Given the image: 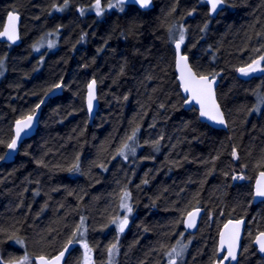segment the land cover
Instances as JSON below:
<instances>
[{"label": "trees", "instance_id": "16d2710c", "mask_svg": "<svg viewBox=\"0 0 264 264\" xmlns=\"http://www.w3.org/2000/svg\"><path fill=\"white\" fill-rule=\"evenodd\" d=\"M94 4L0 0V30L6 14L16 12L22 40L19 46L0 43V157L14 123L56 85L63 87L43 106L35 135L13 162L0 163V261L50 258L77 233L65 264L80 244L101 264L112 243L115 264H169L167 253L184 241L188 248L176 264H214L220 228L243 218L236 264H264L252 245L264 232V202L251 204L254 177L264 172V72L238 71L264 55V0H227L215 17L203 0H153L149 11L120 5L100 15L87 9ZM181 31L194 72L219 74L216 95L226 131L183 108L174 70ZM46 35L56 47L34 54L32 46ZM91 80L99 109L89 125ZM125 143L135 154L125 149L122 159ZM73 165L78 170L70 171ZM123 202L132 217L112 238V216ZM193 209L203 215L189 235L183 219Z\"/></svg>", "mask_w": 264, "mask_h": 264}, {"label": "snow or ice", "instance_id": "6c2138e0", "mask_svg": "<svg viewBox=\"0 0 264 264\" xmlns=\"http://www.w3.org/2000/svg\"><path fill=\"white\" fill-rule=\"evenodd\" d=\"M135 3L139 4L141 8H145L149 5L151 0H134ZM208 2L211 4V8L213 12L217 11L218 8L221 6H224L227 3V0H208ZM125 3V0H117L116 5L109 4V7H118L120 5H123ZM65 4H67V0H65ZM101 9L99 7V0H97V15H100ZM16 19L15 16H10L9 20L14 21ZM0 35H6L10 40H14L16 38L15 36V30L14 27L10 33L9 29H5L3 33H0ZM184 42V32H180V38L179 41L176 42L175 47L177 50V67L180 70V80H181V86L183 87L184 91L187 93L191 94V99L195 100L196 103L200 104V115L202 117H208L209 119L215 121L216 123L219 124H224V117L223 114L220 111L219 105L215 101L214 97V90H213V85L216 80V76L219 75L218 73L215 74H208V75H197L196 72L193 71L191 67H189L187 63V57L181 54V44ZM52 45L49 44V47ZM258 51V49H257ZM264 61V55H261L259 59L253 60L252 63H250L247 67L245 68H240L238 71L247 76L252 72L256 71H261L264 72V67H261V62ZM3 66V62L0 61V67ZM2 74V73H0ZM94 86H95V81L89 84V96H88V107L89 110L91 111L92 106H93V100L95 99L94 95ZM55 87L59 88L61 85H56ZM127 97H125L126 99ZM43 102V101H42ZM185 103L188 104L190 103V100H185ZM37 108L40 107V105L36 106ZM163 107V105H162ZM35 118V110L33 112L26 116L25 118L21 120L16 121V127H15V135L12 138L11 142L7 144V148L9 152H15L17 150L18 146V141L21 140L22 134H27L28 131L32 128L33 126V120ZM139 129H135L133 131V134L129 136L127 139L128 140H133L136 134V131ZM156 144H159V141L156 142ZM129 149V145L125 143L122 148L119 151V155H124V150ZM132 154H135V148H130L129 149ZM158 150V148H157ZM233 157L236 158V152L235 150L233 151ZM126 158V157H125ZM0 159H4V157H0ZM71 170H78V165H73V169ZM261 176L264 177V172L261 173ZM244 177H233V179H243ZM147 183V181H144ZM255 195L259 197H264V183H261L260 181L257 182V187L255 191ZM128 196V193H125V197ZM124 208H127L128 212H131V208L127 204H122L121 205ZM199 209H197V212ZM197 212H190L188 214V219L186 222V227L192 228L195 226V220H196V215ZM115 222V221H113ZM128 223V218L127 216L124 217V219L119 223L118 228L119 231L123 232L124 227ZM240 221H237L235 225L232 226V231L228 232L227 234L225 232H221V240H220V246L223 248L225 244H227V255L223 257V260H228L236 259V253H235V248H236V241L239 238V226H240ZM81 226H77V231L79 232V228ZM229 228V225H225V229L227 230ZM77 233H73V238L69 239L68 244L65 245V251L68 250V246L74 243V238ZM80 235H83L82 232H79ZM18 243H22V241H19L17 239ZM257 243L259 244L260 248L259 250L261 252H264V233L260 234V237L257 238ZM85 249L90 251L88 249L87 244L84 245ZM116 246L112 245L109 248V253L111 254L115 250ZM185 246L181 245L179 249L176 247H173L170 252L167 253L169 256V264H176V258L181 257L182 253L184 251ZM65 252L62 251L57 257H55L54 260H48L45 257L41 256L39 257V264H60L61 259L64 257ZM27 260V256H25L21 261L17 262V264H24V261ZM220 264H223V261H220Z\"/></svg>", "mask_w": 264, "mask_h": 264}, {"label": "water", "instance_id": "95a60500", "mask_svg": "<svg viewBox=\"0 0 264 264\" xmlns=\"http://www.w3.org/2000/svg\"><path fill=\"white\" fill-rule=\"evenodd\" d=\"M204 1L207 3L208 9H209V13L212 14V15H216L223 8V6H221L220 8L217 9V11L213 12V10L211 8V4L208 2V0H204ZM123 5H127V6L136 5L141 10H151V8H152V0L149 3V5L147 7H145V8H141L139 6V4H137V3L134 2V0H125V3ZM10 16H15L16 19L14 21H10L9 20V17ZM19 26H20V19H19V17L17 15L12 14V12H10L7 15L6 21L4 22V24H3V26H2V28L0 30V33H3L5 31V29H9V31L11 33V31H12V29L14 27L16 38L14 40H10L8 38V36H6V35H0V43L7 44V45H11V46H19L20 43H21L20 28H19ZM174 49H175L174 70H175V73H176V76H177V83H178V86H179V90H180L181 96L184 99V104H183L184 110H189L191 108H194L197 111V113H198V119H199L200 122L207 124L208 126H210L213 129L225 131L226 130V124L225 123L224 124H219V123H216L215 121L209 119L208 117H202L200 115V104L196 103L195 100H192L191 99V94L190 93H187V92L184 91L183 87L181 86V80H180L181 73H180L179 68L177 67V59H178V56H177V50H176L175 45H174ZM180 51H181V54H182V47H181ZM182 55H184V54H182ZM187 63L189 65V67H190L188 58H187ZM217 86H218V80L216 79L215 80V83L213 85V90H214L215 101L218 104L217 96H216ZM62 89H63L62 86L59 87V88L54 87V88H52L50 91H48L43 96V98L41 99V101L39 103L40 107L39 108H36V110H35V118L33 120V126L28 131V133L26 135L25 134H22L21 140L18 141L17 150L19 149V147L21 146V144L24 141L32 138L35 135V133L37 131V128H38V124H39V120H40V115H41V111H42L43 106L49 100H51V99H53V98L61 95ZM94 95H95V99L92 102L93 103V106H92V109L90 111L89 110V107H88L89 87H87L86 99H85V109H86V113H87V116H88V123H89V125L92 124V122H93V120H94V118L96 116V113L98 112V109H99V102H98V97H97V86H96V83H95V86H94ZM186 99L187 100H190V103L186 104L185 103V100ZM219 108H220V106H219ZM220 111H221V109H220ZM21 119H23V118H21ZM21 119H19V120H21ZM15 127H16V122L14 123V126H13V137L15 135ZM17 150L15 152H11L10 153L9 150H8V148H7L6 151H5V153H4V156H3L4 159L1 160V163H3V164H9V163L13 162L14 157H15V155L17 153ZM262 172L263 171H259L257 173V175H256V177H255V179L253 181V184H252V199H251V204H253V205H258L259 203H261V202L264 201V197H259V196H256L255 195V191H256V187H257V182L260 181L261 183H264V177L261 176V173ZM190 212H197V209H193V210L189 211L184 216V219H183V229L185 230V232L187 234L193 235V234L196 233V231L198 229L200 220H201L202 215H203V211L201 209H199V211L197 212V215H196L195 226L192 227V228H188V227H186V222H187V219H188V214ZM237 221H240L241 223H240V226H239V238L236 241V248H235L236 259L235 260H232V259L223 260V257L225 255H227V244H225V246L223 248H221V246H220V240H221L220 234H221V232H225L227 234L228 232L232 231V226L235 225ZM127 225H128V223H127ZM127 225L124 227V231L127 228ZM225 225H229V228L227 230L225 229ZM245 228H246V220L243 219V218L242 219H230V220H227L222 225V227L219 230L218 237H217V246H216L217 261L214 264H220V261H223V264H236L237 263L238 258H239V255H240V251H241V246H242V241H243V237H244V233H245ZM261 233H263V232L257 233L255 235V237L253 239V242H252V245L256 249V253L258 254V256L261 257V258H264V252H261L259 250L260 246L257 243V238L260 237V234ZM69 249H71V245L68 246V250L67 251L63 250L65 252V255L61 259L60 264H65V261L67 259L66 257H67V255L69 253ZM61 252H59L58 254H56V255H54V256H52L50 258H47V257H45V258L48 259V260H54L55 257H57ZM39 257H41V256H39ZM39 257H34L33 258V264H39Z\"/></svg>", "mask_w": 264, "mask_h": 264}, {"label": "rangeland", "instance_id": "374dc122", "mask_svg": "<svg viewBox=\"0 0 264 264\" xmlns=\"http://www.w3.org/2000/svg\"><path fill=\"white\" fill-rule=\"evenodd\" d=\"M116 3H117V1L116 0H111L110 1V3L109 4H112V5H116ZM109 4H106V6H104V7H100V9H101V13L102 12H104V11H106L108 8H109ZM95 6H93V7H88L87 9L89 10L90 9V11H92V12H95V13H97V4H94ZM122 6V5H121ZM54 34V33H53ZM55 36H57V34H54ZM180 38V37H179ZM178 38V39H179ZM39 38H37L36 40H38ZM49 44H51L53 47L55 46L56 47V45H57V41H56V39L55 38H53L52 36H50V35H46V37H44L42 40H38V43L33 47L32 46V51H33V53L34 54H40L41 53V51L43 50V48H47V47H49ZM51 46V47H52ZM39 62H41V60H39ZM257 72V71H256ZM0 73H2V74H0V78L2 77V75H3V72H0ZM253 73H255V72H253ZM120 157L122 158V159H127V157H128V153H125L124 152V155L122 156V155H120ZM126 157V158H125ZM1 163V162H0ZM257 175V174H256ZM256 175H255V177H256ZM236 176V175H235ZM237 177H239V176H237ZM255 177H254V179H255ZM239 181L240 182H243L244 181V179H239ZM254 181V180H253ZM252 184H253V182H252ZM126 199V198H125ZM124 201V200H123ZM124 203V202H123ZM119 204V203H118ZM125 204V203H124ZM126 204H127V202H126ZM122 205V203H120V210H119V205H118V212L114 215V216H112V218H113V221H115V222H113L112 221V225L110 226V228H111V230H110V235H111V237L112 238H117V237H119L120 236V233H119V228H118V225H119V223L124 219V217L125 216H127V218H128V221L131 219V217H132V211L129 213L128 212V210H127V208H124V207H122L121 206ZM128 205V204H127ZM186 241H188L187 239H186ZM182 242V241H181ZM112 245H115L114 243H112L111 244V246ZM181 245H184L185 246V248H184V251L183 252H186V250H187V246H188V244L184 241L183 243H178V244H176L175 245V247L177 248V249H179V247L181 246ZM110 246V247H111ZM110 247H108L107 248V251H106V253H105V258H104V260H103V262L101 263V264H115L114 263V261H115V256L117 255L116 254V249L110 254L109 253V248ZM79 248L80 249H78V250H76V255H75V257H73V259H72V261H71V263L70 264H95V260H94V256L92 255V253L90 252V251H88L87 249H85V247H84V245H79ZM24 258V257H23ZM23 258H21V259H19L18 261H16V262H12V263H10V262H8V263H2L1 261H0V264H17V262H19V261H21ZM179 258L177 257L176 258V260H178ZM76 260H78V261H76ZM77 262V263H76ZM168 263H169V257H168ZM24 264H33V261H32V258H27V260H25L24 261Z\"/></svg>", "mask_w": 264, "mask_h": 264}, {"label": "bare ground", "instance_id": "6f19581e", "mask_svg": "<svg viewBox=\"0 0 264 264\" xmlns=\"http://www.w3.org/2000/svg\"><path fill=\"white\" fill-rule=\"evenodd\" d=\"M203 2L207 5V3L203 0ZM132 6H135V7H137L138 9H140L138 6H136V5H132ZM153 6H154V4H153V0H152V8H153ZM151 8V9H152ZM207 8H208V6H207ZM224 9V6H223V8L219 11V12H221L222 10ZM141 10V9H140ZM141 11H149V10H141ZM208 11H209V9H208ZM218 12V13H219ZM10 12H8L7 14H6V17H5V20H4V22L6 21V18H7V15L9 14ZM217 13V14H218ZM12 14H14V15H17L18 17H19V19H20V25H21V17H20V15L18 14V13H16V12H12ZM210 14V13H209ZM217 14L216 15H212V14H210L211 16H213V17H215V16H217ZM4 24V23H3ZM19 28H20V26H19ZM20 38H21V32H20ZM22 41V40H21ZM3 44V43H2ZM21 44V43H20ZM176 44V42L174 43V45ZM181 47H182V54H183V45L181 44ZM175 50V49H174ZM185 55V54H184ZM187 58H188V56L187 55H185ZM188 61H189V58H188ZM190 64V63H189ZM190 67H191V65H190ZM192 68V67H191ZM194 71V70H193ZM176 74V73H175ZM176 79H177V76H176ZM92 81H95V80H91L89 83H88V85L92 82ZM96 83V82H95ZM88 85H87V87H88ZM96 86H97V84H96ZM87 87H86V92H87ZM218 87V86H217ZM217 90V89H216ZM86 92H85V99H86ZM217 96V95H216ZM97 97H98V93H97ZM192 109V108H191ZM221 109V108H220ZM86 110V109H85ZM190 110V109H189ZM221 113L223 114V112H222V110H221ZM223 117H224V121H225V124H226V120H225V116H224V114H223ZM205 124V123H204ZM207 125V124H206ZM210 127V126H209ZM226 130H227V124H226ZM225 130V131H226ZM18 151V150H17ZM264 202V201H263ZM263 202H261V203H259V204H262ZM258 204V205H259ZM253 205V204H252ZM253 206H257V205H253ZM191 211V210H190ZM127 227H128V225H127ZM127 229V228H126ZM125 229V230H126ZM246 229V228H245ZM185 231V230H184ZM122 233V232H121ZM264 233V232H263ZM190 235V234H189ZM254 239V238H253ZM253 242V241H252ZM242 247V246H241ZM72 248H73V246H72V244H71V249H69V253H68V255H67V257L66 258H68V256H69V254H70V252L72 251ZM63 250H65V248L64 249H62L61 251H63ZM60 251V252H61ZM241 252V251H240ZM58 254V253H57ZM239 259V258H238ZM262 259H264V258H262ZM67 260V259H66Z\"/></svg>", "mask_w": 264, "mask_h": 264}]
</instances>
